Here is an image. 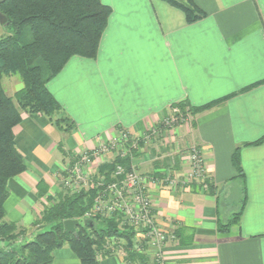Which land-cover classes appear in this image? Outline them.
Returning <instances> with one entry per match:
<instances>
[{"label":"crops","instance_id":"1","mask_svg":"<svg viewBox=\"0 0 264 264\" xmlns=\"http://www.w3.org/2000/svg\"><path fill=\"white\" fill-rule=\"evenodd\" d=\"M101 1L111 13L96 57L72 56L47 82L73 130L65 133L47 116L26 112L13 129L27 170L8 180L7 220L31 232L38 180L58 187L57 174L72 155L118 128L141 134L173 104L223 98L197 113L191 127L161 130L131 162L146 174L185 178L186 148L198 144L205 155L214 190L157 184L151 191L158 224L174 233L163 246L165 264H264V142L245 145L264 135V0H194L205 15L190 23L164 0ZM16 77L6 80L9 95L22 85ZM237 147L243 177L231 159ZM241 204L239 225L219 233L218 221ZM29 231L27 238L35 233ZM53 257L54 264H81L67 245Z\"/></svg>","mask_w":264,"mask_h":264},{"label":"trees","instance_id":"2","mask_svg":"<svg viewBox=\"0 0 264 264\" xmlns=\"http://www.w3.org/2000/svg\"><path fill=\"white\" fill-rule=\"evenodd\" d=\"M164 1L179 8L189 23L205 15L194 0ZM0 13L7 18L3 26L12 29L11 34L0 38V240L7 242L0 247V264H54V250L64 245L70 247L81 264H99L97 254L107 238H124L129 248L133 245L134 231L121 229L116 216L83 218L92 205L94 190L61 189L57 195L51 196L45 182L38 180V198L47 201L40 220L47 228L36 231L30 238L25 237V227L7 220L4 204L9 196L8 180L27 170L23 155L16 147L13 131L22 120V112L45 115L65 133L73 130V120L60 114L63 109L49 91L47 82L72 56L96 57L111 7L101 0H0ZM25 28L30 33L28 39L24 36ZM11 75L19 77L22 87L9 95L2 80ZM221 99L199 106H190L183 101L177 106L195 116ZM263 142L264 135L245 145ZM231 159L237 176L243 177L239 147L233 151ZM74 160L75 155H72L68 162ZM130 162L128 157L122 159L117 156L101 163L98 173L109 180L117 163L129 166ZM58 185L60 187V183ZM209 190H214L213 182H209ZM242 207L241 204L226 222L218 221L219 233H227L239 225ZM66 219L79 220L75 234L64 229L63 221ZM36 224L33 222V226ZM129 257L138 258L143 264L146 261L138 253Z\"/></svg>","mask_w":264,"mask_h":264},{"label":"built area","instance_id":"3","mask_svg":"<svg viewBox=\"0 0 264 264\" xmlns=\"http://www.w3.org/2000/svg\"><path fill=\"white\" fill-rule=\"evenodd\" d=\"M181 109L171 106L172 118L161 120L163 132L172 128V121L177 117L183 122L189 120V113L181 114ZM188 116V117H186ZM182 117V118H181ZM192 125V124H191ZM188 126V127H191ZM162 133L160 126H151L147 133L134 134L125 128H118L116 134L105 141H100L92 148L84 149L75 155V160L64 165L58 174L60 188L67 191H95L91 207L84 213V219L94 216L109 218L116 216L121 229L134 231L133 246L140 254L152 255V260L163 264V246L173 235L164 230L157 222L155 205L151 191L157 184L170 188L177 185L197 184L202 190H209L212 180L206 173L205 155L198 144L186 148L188 172L179 182L180 177L167 174L162 177L140 172L132 162L129 166L117 163L110 174V179L98 173V166L115 157L133 158L142 145H149L153 138ZM168 136V135H167ZM160 157H163L162 155ZM159 156H156V159ZM141 250H138V248ZM124 238L111 236L99 249L100 256H119L126 258L131 251Z\"/></svg>","mask_w":264,"mask_h":264},{"label":"rangeland","instance_id":"4","mask_svg":"<svg viewBox=\"0 0 264 264\" xmlns=\"http://www.w3.org/2000/svg\"><path fill=\"white\" fill-rule=\"evenodd\" d=\"M12 33V29H11V27L10 26H3V25H1L0 24V38H2V37H4V36H7V35H9V34H11ZM24 36H25V38H30V33H29V30H28V28H25V30H24ZM13 76V75H12ZM8 78V79H7ZM9 78H10V76H7V77H3V80H2V83H3V87H4V89H5V91L7 92V93H10L9 92V90H8V87H6V80H9ZM16 78H18L19 79V77L17 76ZM20 80V79H19ZM22 85H21V83L16 87V89H19L20 87H21ZM175 105H177V103L176 104H173V105H171V106H175ZM171 106H170V108H171ZM170 108H169V111L167 112V114H166V116H164L163 118H168V119H171L172 118V116H170L171 115V112H170ZM181 111V114L183 115V113H185V109H181L180 110ZM61 114V113H60ZM62 115V114H61ZM186 117H188V116H186ZM194 117L195 116H192V115H190L189 114V120L187 121V120H185V122H183V121H181L180 119H179V117H177V120H173L171 123H172V128L169 130L170 132H171V130L174 132V130H175V127H177V126H184L185 128H187L188 126H190L191 124H193V121H194ZM182 118V117H181ZM151 126H161L162 127V123H161V121L159 122V124L158 125H151ZM150 126V127H151ZM150 127H148L143 133H147L148 132V130H149V128ZM117 132V131H116ZM116 132L114 133V134H116ZM143 133H141V134H139V135H142ZM113 134V135H114ZM112 136V135H111ZM168 136H170L169 134H168ZM109 138V137H108ZM107 138V139H108ZM106 139V140H107ZM150 144H152V142L150 143ZM146 151H148L147 149H146ZM156 158V157H155ZM71 162H67V164H70ZM66 164V165H67ZM134 165V164H133ZM135 166V165H134ZM135 168H136V166H135ZM137 169V168H136ZM59 171V170H58ZM61 171V170H60ZM59 171V172H60ZM59 174V173H58ZM57 174V175H58ZM58 177V176H57ZM182 181V178H180L179 179V182H181ZM55 184V183H54ZM59 184V183H58ZM184 185V184H183ZM178 186V185H177ZM61 191V188L59 187V185H58V187H57V185H53L52 184V188H49L48 189V193L51 195V196H53L54 194H56V193H58V192H60ZM47 204V201L46 200H43V199H40V198H35V201H34V204H33V207H32V212H31V218H33L32 220L34 221V222H37V224L36 225H34V227L32 228L33 230L30 232L29 231V227H26V230H28L29 232H30V234H32V233H34V232H36V231H42V230H44V229H46L47 227L45 226V224L40 220V213L42 212V209H43V206H45ZM81 223H83V221H81ZM34 231V232H33ZM170 235L172 234L173 236H174V233L172 232V231H167ZM35 234V233H34ZM26 235V234H25ZM5 245H7V242L6 241H3V240H0V247L1 246H5ZM133 246V245H132ZM131 247L129 246V249H130ZM138 248V247H137ZM163 249V248H162ZM131 251H129V253H128V255H127V257L126 258H123V260L124 261H126L127 263H130V262H132V263H134V262H138V258L136 259H134L133 257L132 258H130L129 257V255L131 256V254L132 253H138V254H140L139 252H142V251H139V252H137L135 249H130ZM138 250H141V249H139L138 248ZM141 256H143L144 257V259L147 261H145L146 263H148V261L149 262H151V264H157L158 263V261L157 260H152V255L151 254H149V255H144V253L143 254H140ZM163 256H164V254H163ZM115 258H118V259H120V257L119 256H114ZM101 258V256L100 257H98V259H100ZM140 262V261H139ZM161 262L163 263V264H165V257H163L162 259H161ZM141 263V262H140Z\"/></svg>","mask_w":264,"mask_h":264},{"label":"water","instance_id":"5","mask_svg":"<svg viewBox=\"0 0 264 264\" xmlns=\"http://www.w3.org/2000/svg\"><path fill=\"white\" fill-rule=\"evenodd\" d=\"M7 22V18L0 13V24L3 25V24H6ZM79 224V220L78 219H66L63 221V226H64V229L69 232V233H73L75 234V229H76V226Z\"/></svg>","mask_w":264,"mask_h":264}]
</instances>
